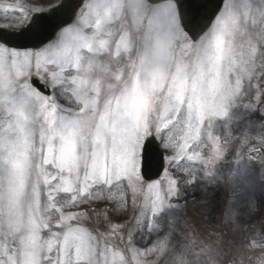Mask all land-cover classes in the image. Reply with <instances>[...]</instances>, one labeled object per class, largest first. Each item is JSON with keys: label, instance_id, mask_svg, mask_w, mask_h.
I'll list each match as a JSON object with an SVG mask.
<instances>
[{"label": "snow or ice", "instance_id": "snow-or-ice-1", "mask_svg": "<svg viewBox=\"0 0 264 264\" xmlns=\"http://www.w3.org/2000/svg\"><path fill=\"white\" fill-rule=\"evenodd\" d=\"M29 2L3 10L23 14L43 46L11 47L0 33V200L18 237L0 242V264H124L118 245L133 233L97 202L158 205L163 182H176L167 168L147 177L152 144L167 164L190 149L204 116L242 90L258 59L264 69V26L250 33L261 22L227 7L212 20V0ZM53 10L75 19L39 15Z\"/></svg>", "mask_w": 264, "mask_h": 264}, {"label": "rangeland", "instance_id": "rangeland-1", "mask_svg": "<svg viewBox=\"0 0 264 264\" xmlns=\"http://www.w3.org/2000/svg\"><path fill=\"white\" fill-rule=\"evenodd\" d=\"M15 3L31 7L29 0H0V27L19 31L27 25L18 11L4 12L5 5ZM226 7L242 20L248 14L261 22L250 26V33L264 26V0H225L221 12ZM256 63L242 90L199 122L198 139L190 149L166 163L176 183L163 182L161 211L143 204L121 209L97 202L110 209L113 222L124 223L133 233L131 244L125 239L118 245L126 264H176L178 255L193 264H264V69L261 60ZM31 184L19 209L25 220L32 205ZM141 211L144 216L137 223L134 217ZM8 220L7 201L0 200V242L11 246L18 237L8 234ZM99 227L104 230L105 225ZM161 244L167 250L158 255L154 249Z\"/></svg>", "mask_w": 264, "mask_h": 264}, {"label": "water", "instance_id": "water-1", "mask_svg": "<svg viewBox=\"0 0 264 264\" xmlns=\"http://www.w3.org/2000/svg\"><path fill=\"white\" fill-rule=\"evenodd\" d=\"M224 0H212V3L214 5L213 11L211 14V19L214 20L218 12L220 11ZM74 14V13H73ZM39 84V82L37 81ZM163 159L161 158L160 152H159V146L157 142L155 141L150 149V163L147 168V177L149 180H154L160 175V171L163 168Z\"/></svg>", "mask_w": 264, "mask_h": 264}, {"label": "clouds", "instance_id": "clouds-1", "mask_svg": "<svg viewBox=\"0 0 264 264\" xmlns=\"http://www.w3.org/2000/svg\"><path fill=\"white\" fill-rule=\"evenodd\" d=\"M167 250L166 244H161L158 249H154V251L158 252V255H163ZM126 264V261L124 262ZM137 264H154V262H147V261H137ZM176 264H193V261L186 256L178 255L176 259Z\"/></svg>", "mask_w": 264, "mask_h": 264}, {"label": "bare ground", "instance_id": "bare-ground-1", "mask_svg": "<svg viewBox=\"0 0 264 264\" xmlns=\"http://www.w3.org/2000/svg\"><path fill=\"white\" fill-rule=\"evenodd\" d=\"M155 207H156V210L158 209V211H161L163 209V206L161 203H158V205H155L154 210H155Z\"/></svg>", "mask_w": 264, "mask_h": 264}]
</instances>
